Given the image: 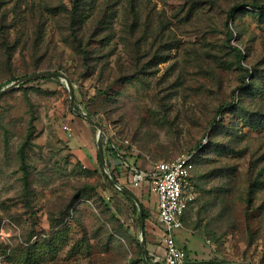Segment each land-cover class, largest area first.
Masks as SVG:
<instances>
[{
	"label": "rangeland",
	"instance_id": "rangeland-1",
	"mask_svg": "<svg viewBox=\"0 0 264 264\" xmlns=\"http://www.w3.org/2000/svg\"><path fill=\"white\" fill-rule=\"evenodd\" d=\"M255 1L83 0L86 68L71 0H0V90L39 71L68 80H33L0 98V264H163L157 209L145 206L143 235L141 203L113 180L141 194L124 169H103L99 128L75 113L68 82L74 108L102 129L105 161L114 156L107 137L129 139L118 145L148 165L208 137L215 147L198 153L199 195L177 244L191 264H264V124L246 116L264 110V97L241 89L249 73L264 74ZM80 149L96 153L94 168Z\"/></svg>",
	"mask_w": 264,
	"mask_h": 264
},
{
	"label": "built area",
	"instance_id": "built-area-1",
	"mask_svg": "<svg viewBox=\"0 0 264 264\" xmlns=\"http://www.w3.org/2000/svg\"><path fill=\"white\" fill-rule=\"evenodd\" d=\"M106 142L111 146L112 154L118 163L129 170L133 186L138 188L149 182L157 195L158 217L162 230L161 242L165 250L163 264H191L186 249L177 244L176 231L184 229L186 209L199 195L194 178L196 158L199 151L208 144V137H205L196 148L185 151L172 160L152 162L150 169L133 165L127 157L126 149L118 145L121 142L126 147L131 146L129 139L107 137ZM89 156L96 157V153L90 151ZM112 166V161L106 159V170L108 171Z\"/></svg>",
	"mask_w": 264,
	"mask_h": 264
},
{
	"label": "trees",
	"instance_id": "trees-1",
	"mask_svg": "<svg viewBox=\"0 0 264 264\" xmlns=\"http://www.w3.org/2000/svg\"><path fill=\"white\" fill-rule=\"evenodd\" d=\"M71 2H72V8L68 9L70 33H71V36H72V39H73V42H74V47H75L76 51L79 53V55L81 56L83 65L86 68H89V62H90V58H91V51L89 50L87 43H85L84 38L80 34V29H78V24H80L83 21V19L87 16L86 15L87 9H86V7L83 4V0H71ZM247 5H253V7H255L259 12H261L259 14L260 16L264 15V12H263L264 11V6L262 4H260L257 0L255 2L249 3ZM243 6L244 5H239L238 9L242 8ZM237 50L239 51L238 48H237ZM236 55L238 56V61H241V59H242L241 52L239 51L238 53H236ZM260 71L261 70L255 71V75H252V74L249 73L246 76V78L249 77V76L251 77V82L244 81V85H243V87H241V89L245 90V94L246 95H255V96H263L264 97V74H261ZM257 73H259V76H262V77H259V78H261L263 80V84L262 85H260V84H258V82H256L255 78H256V74ZM52 78H55V77L39 78V79H36V80L52 79ZM30 82L31 81L27 82L26 84H28ZM24 86L25 85H22L21 88L24 87ZM219 115H220V111H219ZM247 115H249V116H247ZM246 116H247V120L251 121V125L264 124V110L258 111L255 115L249 114V111H247ZM252 117H255V118H252ZM215 121H217V120H215ZM209 144H210V141L203 149H201V152L205 151L209 147H215V145L212 146L210 144V146H209ZM198 156L199 155H197V158H198ZM124 196L128 200H131V201L136 203V201L133 198H131L130 196L125 195V194H124ZM141 205H142V207L144 209V217H145V220H146V219L149 218V211L145 208V205L143 203H141ZM184 221H185V217H184ZM51 226L55 227V224L52 225V220H51ZM145 256H146V258H148L147 252L145 253ZM208 263L209 264H217L214 261H209Z\"/></svg>",
	"mask_w": 264,
	"mask_h": 264
},
{
	"label": "water",
	"instance_id": "water-1",
	"mask_svg": "<svg viewBox=\"0 0 264 264\" xmlns=\"http://www.w3.org/2000/svg\"><path fill=\"white\" fill-rule=\"evenodd\" d=\"M47 77H61V78H64L67 80V77L65 74H63L62 72H59V71H39V72H36V73H33V74H29L27 76H24V77H21L19 78L18 80L8 84L6 87L2 88L0 90V98L8 93L9 91H11L13 88L15 87H19L21 86L22 84L24 83H27L29 81H33V80H36V79H39V78H47ZM68 81V80H67ZM68 85V88H69V91H70V97H71V106L73 107L74 111L76 114L84 117L85 119H87L89 122H91L93 125L97 126L99 128V135H98V154H99V157H100V162H101V165L103 166V169L106 171L107 173V170L105 168V159H104V149H103V143H102V137H103V132H102V129L100 128L98 122L91 116L89 115L88 113L86 112H83L81 110H77L74 108V105H75V94H74V89H73V86L71 85L70 82L67 83ZM108 176H110L108 174ZM110 178L112 179V177L110 176ZM113 180V179H112ZM113 183L125 194V195H128L130 196L131 198H133L137 203H139L138 201V197L137 195L129 188L127 187H123L121 186L116 180H113ZM140 217H141V229H142V234L144 235L145 234V230H146V220H145V217H144V209L142 206H140ZM145 242V241H143ZM144 243H142V247L144 248ZM145 254V252H144ZM146 257V256H145ZM147 264H151L147 259ZM200 264H209V263H200Z\"/></svg>",
	"mask_w": 264,
	"mask_h": 264
},
{
	"label": "crops",
	"instance_id": "crops-1",
	"mask_svg": "<svg viewBox=\"0 0 264 264\" xmlns=\"http://www.w3.org/2000/svg\"><path fill=\"white\" fill-rule=\"evenodd\" d=\"M75 154H77L79 156V159L85 163L87 166H91V168H94V160L93 158L95 157H90L89 156V153L87 154L84 150L80 149V150H77L75 151ZM127 157L130 159V162L133 164V165H137L139 166L140 168L142 169H150L151 168V165H148L147 162H135L133 157L132 156H129V153L127 152ZM106 159H108V161H112V167L111 168H116V167H120L121 169H124V171L126 172L125 176L123 175L124 177V182H127L131 187L135 188L136 190L139 191V193L141 194L140 198L138 197V201L140 203H143L145 206H149L151 205V210L154 211V209L156 210L157 209V217H158V198H157V195L153 192L152 190V187L150 185L149 182H145L141 187H135L133 186L132 184V181H131V178H130V173H129V170L122 166L121 164L118 163V160L116 159L115 156H112V157H106ZM111 165V164H110ZM121 186L125 187V183L123 182H120L119 180L117 181ZM117 187V186H116ZM118 188V187H117ZM119 189V188H118ZM120 190V189H119ZM134 192V191H133ZM135 193V192H134ZM136 194V193H135ZM149 196V197H148ZM158 221H159V217H158ZM160 224V222H159ZM161 228V227H160ZM161 234H162V230L160 229V237H161ZM164 247V245H163ZM165 257V256H164Z\"/></svg>",
	"mask_w": 264,
	"mask_h": 264
}]
</instances>
